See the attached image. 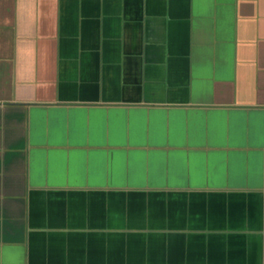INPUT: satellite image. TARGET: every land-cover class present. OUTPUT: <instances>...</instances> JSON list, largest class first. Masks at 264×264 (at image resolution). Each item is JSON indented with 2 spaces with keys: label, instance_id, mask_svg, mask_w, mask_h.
Returning <instances> with one entry per match:
<instances>
[{
  "label": "crops",
  "instance_id": "obj_1",
  "mask_svg": "<svg viewBox=\"0 0 264 264\" xmlns=\"http://www.w3.org/2000/svg\"><path fill=\"white\" fill-rule=\"evenodd\" d=\"M0 264H264V0H0Z\"/></svg>",
  "mask_w": 264,
  "mask_h": 264
}]
</instances>
